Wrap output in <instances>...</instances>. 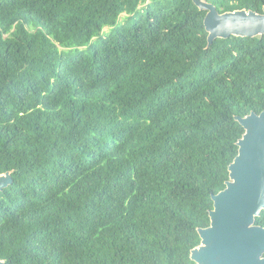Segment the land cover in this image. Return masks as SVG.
<instances>
[{
  "label": "trees",
  "instance_id": "16d2710c",
  "mask_svg": "<svg viewBox=\"0 0 264 264\" xmlns=\"http://www.w3.org/2000/svg\"><path fill=\"white\" fill-rule=\"evenodd\" d=\"M205 14L193 0H0L4 264H193L244 133L235 116L264 110V35L208 46Z\"/></svg>",
  "mask_w": 264,
  "mask_h": 264
},
{
  "label": "water",
  "instance_id": "95a60500",
  "mask_svg": "<svg viewBox=\"0 0 264 264\" xmlns=\"http://www.w3.org/2000/svg\"><path fill=\"white\" fill-rule=\"evenodd\" d=\"M193 1L206 11L208 46L231 35H264V8L262 12L245 8L219 12L209 0ZM235 119L244 133L228 165L225 188L211 196L210 224L197 229L200 243L191 249L193 264H264V226L255 223L264 209V110ZM11 172L0 173V191L13 183Z\"/></svg>",
  "mask_w": 264,
  "mask_h": 264
},
{
  "label": "rangeland",
  "instance_id": "374dc122",
  "mask_svg": "<svg viewBox=\"0 0 264 264\" xmlns=\"http://www.w3.org/2000/svg\"><path fill=\"white\" fill-rule=\"evenodd\" d=\"M123 15H124V13H123ZM108 29V27H105V30H107Z\"/></svg>",
  "mask_w": 264,
  "mask_h": 264
}]
</instances>
